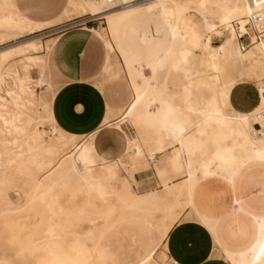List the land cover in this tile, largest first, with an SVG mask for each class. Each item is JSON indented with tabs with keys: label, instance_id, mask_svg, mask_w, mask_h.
Instances as JSON below:
<instances>
[{
	"label": "bare ground",
	"instance_id": "1",
	"mask_svg": "<svg viewBox=\"0 0 264 264\" xmlns=\"http://www.w3.org/2000/svg\"><path fill=\"white\" fill-rule=\"evenodd\" d=\"M138 1L68 4L106 20L107 28L95 32L108 53L106 73L117 75L111 71L115 53L111 40L127 67L134 100L115 126L130 122L136 137H127V151L120 160L101 161L90 142L79 153V137L57 127L51 101L36 98L31 83L39 82L29 71L48 67V60L37 53L43 49L50 53L56 38L45 45L30 40L0 51V221L11 237L29 241L37 261L42 254L51 256V264H117L103 243L106 234L120 226L132 229L134 242L138 236L147 239L136 264H156L161 247V254L168 257L166 238L183 214L185 219H200L191 202L199 182L222 177L231 183L246 165L264 162V40L257 41L249 31L252 27L264 31V0ZM141 13L154 14L167 26L169 44L152 62L135 65L120 50L119 31ZM190 13L200 16L201 22H194ZM30 23L19 15L13 0H0V31L33 33L47 25ZM244 33L250 35L251 45L242 51L239 37ZM223 34L225 41L213 45L212 36ZM16 56L25 62L23 76L5 67ZM251 81L259 101L251 111L237 112L230 94ZM46 92L53 98L50 83ZM45 124L50 127L48 141ZM69 147L72 152L56 159ZM146 153L151 160L161 156L154 165L160 193L136 194L119 174L126 163L133 172L146 168ZM18 180L27 190L26 203L14 208L7 192ZM255 225L256 240L250 249L239 254L223 250L231 264H264V219H256Z\"/></svg>",
	"mask_w": 264,
	"mask_h": 264
},
{
	"label": "crops",
	"instance_id": "2",
	"mask_svg": "<svg viewBox=\"0 0 264 264\" xmlns=\"http://www.w3.org/2000/svg\"><path fill=\"white\" fill-rule=\"evenodd\" d=\"M95 32L80 27L56 37L49 60L57 87L53 98L45 97L51 101L52 116L61 131L82 142L89 140L101 161L113 162L127 151L128 136L121 125H115L132 104L134 90L130 84L131 99L118 107L98 86L108 67V53ZM112 59L111 71L117 73ZM257 95L253 84H241L232 90L229 101L235 111L247 113L257 105ZM191 202L200 219H185L184 213L169 232L165 246L170 264H231L223 250L239 254L250 249L256 240V219H264V162L246 165L231 183L222 177L199 182Z\"/></svg>",
	"mask_w": 264,
	"mask_h": 264
},
{
	"label": "rangeland",
	"instance_id": "3",
	"mask_svg": "<svg viewBox=\"0 0 264 264\" xmlns=\"http://www.w3.org/2000/svg\"><path fill=\"white\" fill-rule=\"evenodd\" d=\"M14 2L19 15L31 22V26L37 24L47 25H45L42 30L33 33H30L28 30H24L22 32L12 31L8 33L0 31V51L30 40H38L45 45L49 39L51 40L56 38L61 33L74 28L90 27L96 29L97 31L107 28L106 20L103 15L91 17L89 14L82 13L73 6L71 7L68 5V0H14ZM143 2H145V0H140L136 4ZM119 8L120 7H117L116 10H119ZM76 10L77 12H75ZM116 10H111V12ZM190 16H192L193 21L196 23H199L202 20L201 17L195 13H190ZM107 36L111 39L108 33ZM224 41L225 34H223V37L212 36L213 45L222 44ZM111 44L115 47V53L112 55V61L117 66V75H112V73H102L97 84L101 89L108 93L114 104L118 107H124L128 102L129 96L130 99L132 97L131 86L128 79L127 67L124 63L122 54L117 50L116 45L112 40ZM168 44V28L154 14H138L128 20L119 31L120 50L123 55L129 58L135 65L152 62L165 51ZM30 54L32 55L33 53ZM37 55L42 56L43 59L46 58L45 60H48V67L44 68L45 71L43 68L41 69L39 67H32L29 71L30 78L34 82H39V85L31 83V86L33 85L32 88L36 93V98L39 99L40 97L44 98V96L47 95L46 90L49 83L53 86V88L57 87V83L54 71L50 64L49 53L43 49L38 52ZM8 63L9 64L5 65V67H13V70L18 71V73L20 72L19 75L23 76V65L25 62L22 60V57L16 56ZM38 72L41 74H38ZM11 81V78L6 79L7 86H11ZM42 81H48V83H43ZM245 84H253L256 87V83L254 81L246 82ZM162 87L164 88L163 84H161V89ZM124 116L125 114L123 113L120 119ZM121 127L124 132H126L128 137H136V128L130 122L125 121ZM44 129L46 131L44 139L48 141L51 137L49 134L50 127L45 124ZM76 143L79 144V147H81L78 151L80 153L85 146H87L89 140L82 142L78 139ZM69 148L70 149L62 151L64 153L60 152L56 159H60V157L65 154L72 152L73 147ZM78 152L75 156H78ZM159 160H161L160 155H155V159L151 160V157H149L146 153L143 160V163L148 165L146 168L141 167L136 172H133L129 163H126L119 174L129 183L131 190L136 194H147L153 191H159L158 193H160L162 190L161 182L155 172L154 166L159 162ZM124 162H126V160H124ZM100 164L102 163H95L96 166H99ZM39 176L41 177L42 174H38V177ZM20 181L18 180L14 188L10 189L12 191L7 192L8 198L14 208H20V206H24L26 203L24 192L27 190L24 187L23 181ZM119 182L120 181H117V183ZM18 183H20V186H18ZM117 183H115V187L118 186ZM16 186L18 188H15ZM17 189L21 190L22 194L19 193L20 191L18 192ZM1 225L2 223L0 221V264H51V256L39 254L38 257L40 261H37V256L31 249L29 241L11 237L10 234L3 228V225ZM131 230L132 229L119 226L116 227L114 231L108 232L105 236L103 244L109 247L112 254H115L114 260L115 262L117 261V264H136L138 262L136 261L138 260L137 256L141 253L140 248L147 243V239L143 236H138L134 242ZM159 250L155 256V262H157L156 264H170L168 257H164L161 254V251L163 250L162 247Z\"/></svg>",
	"mask_w": 264,
	"mask_h": 264
},
{
	"label": "built area",
	"instance_id": "4",
	"mask_svg": "<svg viewBox=\"0 0 264 264\" xmlns=\"http://www.w3.org/2000/svg\"><path fill=\"white\" fill-rule=\"evenodd\" d=\"M119 2L120 0H109V3L111 4H118ZM249 31L252 33V35L257 41L264 40L263 29L257 30L256 28L252 27L251 29H249ZM239 42H240L242 51L247 49L251 45L250 35L248 33H244L241 37H239Z\"/></svg>",
	"mask_w": 264,
	"mask_h": 264
}]
</instances>
